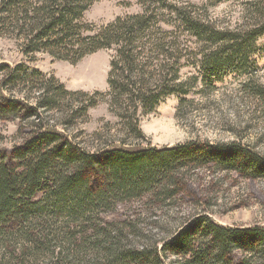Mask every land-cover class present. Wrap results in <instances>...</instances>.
Instances as JSON below:
<instances>
[{
  "label": "trees",
  "instance_id": "1",
  "mask_svg": "<svg viewBox=\"0 0 264 264\" xmlns=\"http://www.w3.org/2000/svg\"><path fill=\"white\" fill-rule=\"evenodd\" d=\"M227 1L233 0H139L140 13L96 28L83 22L93 0H0V35L18 39L26 56L43 52L76 64L114 49L105 93L70 91L53 74L0 64V114L25 110L35 117L21 126L18 145L0 150V264H264V225L224 226L207 206L161 244L139 248L125 242L131 222L104 224L100 217L147 194L156 204L188 197L209 205L193 184L195 170L264 178V154L237 142L200 140L162 148L122 141L88 150L46 116L55 111L70 126L105 102L127 137L144 138L139 112H152L172 94L187 95L198 82L180 78L182 61L192 54L206 87L228 74L246 76L243 90L264 103L253 59L264 36V0H235L243 21L233 28L220 27L208 12ZM183 36L196 48L190 51ZM17 86L37 93L34 102L2 92Z\"/></svg>",
  "mask_w": 264,
  "mask_h": 264
},
{
  "label": "rangeland",
  "instance_id": "2",
  "mask_svg": "<svg viewBox=\"0 0 264 264\" xmlns=\"http://www.w3.org/2000/svg\"><path fill=\"white\" fill-rule=\"evenodd\" d=\"M184 1L201 5L208 0ZM141 11L139 0H93L84 12L83 22L99 28L119 16ZM208 12L220 27L233 28L243 21L241 1L218 3L211 6ZM182 40L190 51L196 48L194 39L183 36ZM257 46L259 50L253 57L257 66L256 80L264 84V36L258 39ZM113 55L114 49H102L84 56L76 64L54 59L43 52L29 57L23 53L18 39L0 35V64L12 67L26 64L31 69L53 74L70 91L107 92V77ZM192 55L182 61L180 78L192 84L197 77L198 82L187 95L172 94L163 99L152 112H139V126L144 138L127 137L105 102L89 109L86 122L77 119L74 124L64 126L60 114L55 111L46 114L48 122L67 132L72 140L88 150L122 141L162 148L200 140L210 143L237 142L264 154V103L243 90L246 76L228 74L222 80L213 82L211 87H206L199 66L194 64L195 56ZM2 76L1 73L0 80ZM2 92L10 98L31 103L34 102V96H37V93L20 86L6 87ZM182 99L186 102L180 105ZM34 118L25 110L0 114V150L10 151L18 145L22 136L20 128H25ZM192 180L197 190H204L202 197L210 198L209 205L203 202L199 205L188 197L156 204L147 194L118 203L113 211L101 214L102 223L131 222L132 227H124L123 233L127 236L125 242L134 248L161 244L185 221L202 213L206 206L205 210L213 220L224 226L264 225V178L244 180L237 178L234 173L225 175L197 169ZM43 194L44 189L37 191L32 200H40ZM29 261L24 264L36 262ZM36 264L53 262L43 259Z\"/></svg>",
  "mask_w": 264,
  "mask_h": 264
}]
</instances>
